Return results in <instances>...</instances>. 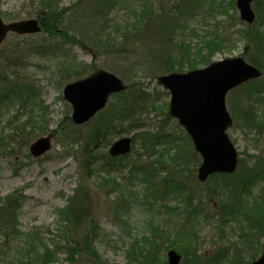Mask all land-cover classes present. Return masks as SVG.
Here are the masks:
<instances>
[{
    "label": "rangeland",
    "instance_id": "374dc122",
    "mask_svg": "<svg viewBox=\"0 0 264 264\" xmlns=\"http://www.w3.org/2000/svg\"><path fill=\"white\" fill-rule=\"evenodd\" d=\"M123 1L113 13H107L105 0H63L61 8L67 14L57 35L44 32L28 37L10 36L0 47V56L9 55L11 67L6 71L0 65V73L6 71L9 77L8 82L0 84V93L10 90L12 84L31 85L49 116V129L44 134L33 137L26 127L21 138L17 136L9 141L6 137L28 114L22 110L13 118L18 114L19 103L0 107V136L3 128L5 132V139L0 141V207L5 205L6 196L16 191L25 197L18 213L23 239L9 241L11 250L5 254L7 242L2 243L0 264L23 260L21 253L31 251L24 244L28 234H35L31 241L40 240L53 253L46 263L40 264H137V253L146 255L149 251L166 258L172 244L186 248L182 264H251L261 255L264 241L259 228L250 224L254 220L262 222L263 214L259 210L264 208V183L258 178L253 189L240 195L239 206L230 214L223 204L227 199L234 202V197L230 196L231 188L225 189V182L233 189L234 177L223 180L216 175L207 183L199 182L197 169L201 158L190 136L170 116V94L157 84L160 75L148 70L156 60L146 50L157 45L152 35L156 30L161 31L162 14L171 12L181 19L177 26L180 44L190 46L193 51L203 46L200 53L205 63V58L211 64L244 57L251 64L247 53L250 49L245 52V38L241 34L247 25L240 21L236 0H214L215 4L200 0V12L191 17H187V8L198 5V0ZM233 1L235 9L230 7ZM39 3V0H0V17L6 23L37 18ZM217 3L228 14L211 12L210 7L215 8ZM141 4L146 6V24L150 25L148 29L144 27V32L140 30L138 35L129 36V55L109 54L102 47L86 42L93 39L87 34L75 36L76 41L87 45H76L71 39L74 34L67 31L69 20L94 19L100 12L103 15L96 19V24L108 19L113 27L125 28L130 9ZM256 18L252 27L264 33V13L260 17L256 12ZM167 28L175 30V26ZM217 37L223 49L210 54L207 43L217 41ZM202 60L194 62L200 69L205 65ZM103 69L117 74L130 91L141 89L149 95L148 102L138 112V124L133 125L131 119H118L117 114L111 113L116 110L118 98L111 99L108 108L88 124L76 127L72 122V107L63 98L64 86ZM261 71L262 78L240 86L226 98L233 118L228 135L239 151L242 167L257 168L259 172L264 171V68ZM113 115L116 117L112 131L102 139L104 133L98 132V128ZM50 134L53 135L51 151L40 158L33 157L30 145ZM143 134L148 137L144 138ZM136 136L129 156L110 160L108 151L114 142ZM77 140L79 143L74 144ZM86 153H90L91 160H86L85 165L82 155ZM90 164L92 172L88 169ZM98 173L104 181L116 180L119 188L99 185L95 180ZM74 199L77 205L85 199L90 204L76 216L78 225L68 236L70 243L66 246L67 238L62 232L67 224L60 220V215L68 207L75 210L74 204L70 206ZM121 205L128 207L124 219L128 222L127 229L110 212L112 207ZM3 239L0 235V241ZM84 241L90 243L98 257L86 254L83 244L79 248L82 254L72 257L75 250L71 244Z\"/></svg>",
    "mask_w": 264,
    "mask_h": 264
},
{
    "label": "trees",
    "instance_id": "16d2710c",
    "mask_svg": "<svg viewBox=\"0 0 264 264\" xmlns=\"http://www.w3.org/2000/svg\"><path fill=\"white\" fill-rule=\"evenodd\" d=\"M195 1V0H193ZM212 4H215L214 0H210ZM39 4L37 5L36 15L37 18L40 20L41 26L44 29L45 33L51 34V35H57L58 30L60 29L61 24L64 21V18L66 16V10L61 8V5L63 3V0H39ZM254 10L259 14L260 17H262L264 13V0H255L254 1ZM125 3L123 0H105V4H103L104 8L107 9V13H113L115 9H118L119 5H122ZM79 4V3H78ZM231 9H235V1L232 2L230 5ZM146 9V6H143L141 4L140 6L133 7L130 9L129 13L127 14L126 18H128L125 23V28H119V27H113L110 20H106L101 24H96L97 20L102 17V12L97 13L94 15V19H88V20H69L67 22L68 29L67 31L72 32L74 34V38H71L73 42H75L76 45H80L84 47L83 42L76 41V37L85 36L86 34L89 36V38H93L91 40H88L86 42L92 44V45H98L104 49V51L109 52V54L116 53V54H127V51L130 50L128 39L129 36L132 35H138L140 30L144 32L149 27L148 17L144 11ZM197 11V12H196ZM210 11L216 13L220 12L222 14H228L227 9L222 4H218L213 7V5L210 7ZM188 15L187 17H191L196 13L200 12V0H198V5H193L192 7L187 8ZM186 12V13H187ZM163 21L160 23L162 24V28L160 32H157L156 30L155 34L152 35V40H154L157 45L154 48L149 47L146 49L150 56L155 58V64L154 62L150 64L151 66L148 67L149 71L157 72L159 75L163 74H170V73H183L186 71H192L195 69H198V64L194 63L196 60L202 58L203 54L200 53L201 50H203V46L198 47L196 50H192L190 46H184L183 44H180V34L177 36V26H179L178 22L181 21L178 17H174V15L169 12H164ZM184 20V18L182 19ZM185 21V20H184ZM167 26L174 27L175 30L167 28ZM144 27L146 29L144 30ZM144 30V31H143ZM85 34V35H84ZM241 34L245 38V52L246 50L250 49L248 53L250 57L251 64L255 67L262 69L264 68V33L257 28L254 27H248L246 26V29L241 30ZM64 36L68 39V36L64 34ZM177 37V38H176ZM223 43L219 40L217 37V41L213 43H207V49H210L209 53L213 54L216 49H223L222 47ZM188 48L185 50L184 48ZM222 47V48H221ZM121 48V49H119ZM208 53V56L210 54ZM246 55V53H244ZM202 56V57H201ZM206 59V63L204 60H202V63L204 62V66H207L210 64V61ZM9 58L6 55L0 56V65H2L5 70L11 69L9 66ZM185 66V67H183ZM153 68V69H152ZM2 70V67H0ZM6 71L4 74L0 73V84H4L6 81L8 82L9 77H6ZM153 72V73H154ZM161 72V73H158ZM10 90H6L4 92L0 93V107L2 106H8V104H15L19 103V111L18 114L15 115L13 118L16 119L19 115V113L22 110H26V119L21 123L20 126H15L10 136L6 137L9 141H14V137H22L24 132L26 131V127L30 128V131H32L33 137L37 136L38 134H44L49 129V116L47 108L44 106V103L38 96V92L33 88L31 85H15L12 84L9 86ZM130 92V93H129ZM148 94L142 91L141 89H138L136 92L130 91V87L128 86L127 92L122 93L117 98L120 100L117 102L116 110L111 111V113L117 114L118 119H123L124 121L127 119H131L133 125L138 124L139 122V113L141 112L142 108L144 107L143 104H146L148 102ZM139 112V113H138ZM250 114V112H249ZM247 115V114H246ZM2 116V113L0 112V117ZM116 117V116H115ZM114 115L111 116L107 122L101 124L99 126L98 132L104 133V135L101 136L103 139L105 135L110 134L113 128L114 124ZM22 120V119H21ZM253 118L250 114L249 121L252 122ZM11 121V120H10ZM10 123V122H9ZM131 123V124H132ZM10 124H14L11 122ZM2 135L0 136V141H3L5 139L4 135V128L1 130ZM97 132V134H98ZM144 138H147V134H143ZM138 138L137 136L134 138V140ZM79 143V140L74 142V144ZM84 163L86 165V160H91L90 153H86L82 155ZM111 160V159H110ZM84 165V168H85ZM90 167H88L89 171ZM237 174L234 176H222L223 180L227 179L228 177L232 178L234 177V187L232 189L231 185H229L228 182L227 185H225V189H230V196L234 197V202H228V199L224 201L223 206H226L227 212L230 214L235 213V206L238 205L240 201V195L248 193L251 189H253L257 183L258 178L261 180L262 183H264V171L259 172L257 168L252 169H245L242 167V164L240 162V167ZM87 171V173L89 172ZM89 172V173H90ZM96 181L99 182V185L108 186L111 185L114 188H119V183L116 180H107L104 181L103 176L101 174L96 175ZM227 181V180H226ZM221 190L223 191V188L221 187ZM222 191L219 193V198L222 193ZM20 192H14L10 194V196H6V198L3 200L5 202V205L3 207H0V235H3L4 239L3 241H0V251H2V243H6V246L4 247L3 254L11 250V242L9 241H15V240H21L24 234H22L19 230V223H18V212L21 209L22 202L24 201L25 197ZM231 197H229L230 199ZM237 199L238 201H235ZM76 199L72 201L70 204L73 205ZM86 201V199H85ZM83 200L82 204L77 205L74 204L75 210L73 207H68L63 213L60 215V220H62L64 223L67 224V227L63 229V234H65V239L67 238L66 246L69 245L70 240L68 236L76 231V226L78 223H76V216H80V211L86 204H90L89 201L85 202ZM1 202V200H0ZM233 203V204H231ZM83 205V206H82ZM233 205V206H229ZM239 206V205H238ZM264 206V203H263ZM120 209H123L121 212ZM128 210V207L125 205L121 206H115L112 207L110 212L112 213V216L114 219L121 225L124 226L125 229H127L128 222H126L125 215ZM263 214L262 222L259 224L256 220L251 221L250 224L252 227H257L260 230V233L263 235H260L261 239L264 238V208L262 210H259ZM258 225V226H257ZM35 236V234H28L24 238V244L27 246V250H31L28 252H22L21 256L23 257V260L20 261V259L15 261V264H40V263H46V259L53 255V253L46 247L43 243L40 242V240L37 243L32 242V237ZM40 242V244H39ZM247 244L250 242L246 241ZM83 244V250L86 251V254H91L95 257H98V254L92 249L90 243L88 241H84L83 243L73 242L71 244V247L73 250H75L72 254V257L75 255H81L80 245ZM175 244H172L168 247V249H175L177 250L182 256L186 250V248L181 247L178 248L174 246ZM135 253V252H134ZM146 255L136 254V263L137 264H168L166 258H160L158 254L152 255L149 251H146ZM2 254V253H1ZM22 259V258H21Z\"/></svg>",
    "mask_w": 264,
    "mask_h": 264
},
{
    "label": "water",
    "instance_id": "95a60500",
    "mask_svg": "<svg viewBox=\"0 0 264 264\" xmlns=\"http://www.w3.org/2000/svg\"><path fill=\"white\" fill-rule=\"evenodd\" d=\"M254 0H237L242 21L252 25L256 15L252 9ZM42 32L37 19L5 23L0 17V46L9 34L20 36ZM262 72L243 58H229L214 62L208 67L183 74H169L157 81L171 95L170 115L178 120L190 136L195 151L201 156L198 179L206 183L215 174L236 172L239 155L227 131L233 120L226 107L227 94L249 81L257 80ZM127 90L117 76L99 70L90 77L68 84L63 90L64 100L72 105L73 122L80 126L91 121L103 111L113 95ZM52 136L37 140L30 147L39 157L51 149ZM132 140L124 138L110 149L114 158L126 156L132 151ZM261 257L252 264H264V242ZM181 256L174 250L168 253L169 264H180Z\"/></svg>",
    "mask_w": 264,
    "mask_h": 264
}]
</instances>
